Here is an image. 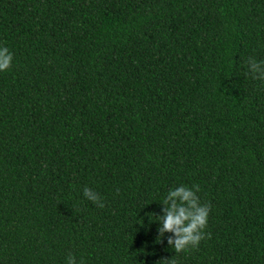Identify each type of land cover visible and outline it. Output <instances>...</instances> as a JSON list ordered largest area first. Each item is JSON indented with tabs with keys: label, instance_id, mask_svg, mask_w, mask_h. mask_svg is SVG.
<instances>
[{
	"label": "trees",
	"instance_id": "trees-1",
	"mask_svg": "<svg viewBox=\"0 0 264 264\" xmlns=\"http://www.w3.org/2000/svg\"><path fill=\"white\" fill-rule=\"evenodd\" d=\"M0 47V264H264V0H0ZM181 185L210 238L176 253Z\"/></svg>",
	"mask_w": 264,
	"mask_h": 264
},
{
	"label": "clouds",
	"instance_id": "clouds-1",
	"mask_svg": "<svg viewBox=\"0 0 264 264\" xmlns=\"http://www.w3.org/2000/svg\"><path fill=\"white\" fill-rule=\"evenodd\" d=\"M12 59L13 56L9 49L0 47V72L11 67ZM247 66L252 79L264 82V60L257 61L255 58L249 57ZM199 191V185H195L193 188L181 185L169 189L162 201L164 205L163 215L148 213L156 223L161 225L157 228V243L161 242L164 233H171L167 244L176 253H181L197 248L201 240L206 237L210 238V234L204 230L207 227L211 205L200 203L199 197L196 195ZM83 195L95 203L97 207H104L99 195L90 188L85 187ZM66 264H76L75 257L69 254ZM81 264H83L82 261ZM155 264H178V261L171 257L167 260H158Z\"/></svg>",
	"mask_w": 264,
	"mask_h": 264
}]
</instances>
